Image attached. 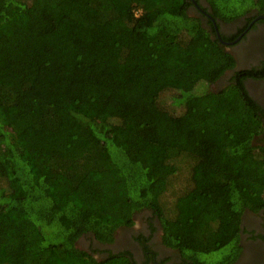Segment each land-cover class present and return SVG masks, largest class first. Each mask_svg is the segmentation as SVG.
<instances>
[{
    "label": "trees",
    "instance_id": "1",
    "mask_svg": "<svg viewBox=\"0 0 264 264\" xmlns=\"http://www.w3.org/2000/svg\"><path fill=\"white\" fill-rule=\"evenodd\" d=\"M205 1L225 22L264 15ZM193 7L0 0V264H135L75 242H111L145 209L183 263L237 258L244 212L264 210V109L242 82L264 66L211 89L235 59Z\"/></svg>",
    "mask_w": 264,
    "mask_h": 264
},
{
    "label": "flooded vegetation",
    "instance_id": "2",
    "mask_svg": "<svg viewBox=\"0 0 264 264\" xmlns=\"http://www.w3.org/2000/svg\"><path fill=\"white\" fill-rule=\"evenodd\" d=\"M193 3L194 7L191 10L197 13L202 24L214 33L235 59L234 68L226 71L211 84L214 90L225 87L236 71L263 68L264 15L250 9L225 22L213 19L208 14L207 10L210 9L205 0H193ZM208 19L211 20V24L208 23ZM242 82L248 95L264 109V76H247ZM262 137L264 138V129L256 139L260 140ZM140 216L144 217L140 227L134 228L133 224L131 227L117 229L111 242H100L88 232L81 235L75 245L96 261H101L111 254H123L129 256L135 264H186L177 250L163 245L157 216L145 209L136 212L134 220ZM240 237L241 250L232 264H264V210L256 213L244 212Z\"/></svg>",
    "mask_w": 264,
    "mask_h": 264
},
{
    "label": "rangeland",
    "instance_id": "3",
    "mask_svg": "<svg viewBox=\"0 0 264 264\" xmlns=\"http://www.w3.org/2000/svg\"><path fill=\"white\" fill-rule=\"evenodd\" d=\"M226 49H228V48H226ZM211 89H214L213 87V85H211V86H209ZM254 143L256 144V143H264V138L262 137L260 140H259V138H255L254 139ZM144 221V217L143 216H140L139 218L137 217V218H135V220H134V225H133V227L134 228H138V227H140L141 225H140V222H143ZM224 248L223 249H221V250H218V251H214V252H211V253H208V254H200L199 256L202 258V259H204L206 262H208V263H210V264H214V263H216L218 260H220L221 258H222V254H223V252H224ZM163 253H165V252H163Z\"/></svg>",
    "mask_w": 264,
    "mask_h": 264
},
{
    "label": "water",
    "instance_id": "4",
    "mask_svg": "<svg viewBox=\"0 0 264 264\" xmlns=\"http://www.w3.org/2000/svg\"><path fill=\"white\" fill-rule=\"evenodd\" d=\"M263 18H264V16H263Z\"/></svg>",
    "mask_w": 264,
    "mask_h": 264
}]
</instances>
